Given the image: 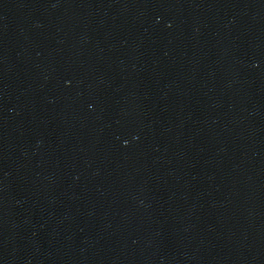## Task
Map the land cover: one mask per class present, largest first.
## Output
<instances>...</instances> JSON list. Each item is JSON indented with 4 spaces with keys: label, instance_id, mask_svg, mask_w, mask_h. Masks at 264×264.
<instances>
[{
    "label": "water",
    "instance_id": "95a60500",
    "mask_svg": "<svg viewBox=\"0 0 264 264\" xmlns=\"http://www.w3.org/2000/svg\"><path fill=\"white\" fill-rule=\"evenodd\" d=\"M0 264H264V0H0Z\"/></svg>",
    "mask_w": 264,
    "mask_h": 264
}]
</instances>
